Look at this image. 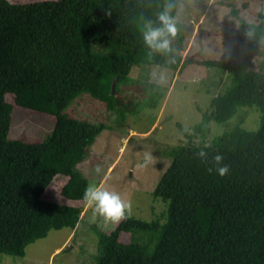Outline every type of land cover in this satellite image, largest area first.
I'll return each instance as SVG.
<instances>
[{"label":"trees","instance_id":"obj_1","mask_svg":"<svg viewBox=\"0 0 264 264\" xmlns=\"http://www.w3.org/2000/svg\"><path fill=\"white\" fill-rule=\"evenodd\" d=\"M169 2L176 18L178 0H0V254L23 258L28 245L52 230H73L85 213L88 184L76 165L107 126L63 113L79 94L102 102L121 124L164 96L165 87L148 81L150 66L180 74L196 64L226 73L230 85L199 123H176L179 130L203 136L206 124L226 122L243 106L259 113L258 127L236 125L207 143L189 140L164 151L171 161L152 190L167 203L162 222L128 217L99 233L90 264H264V63L251 69L244 61L182 58L179 22L172 51L150 55L145 25L159 26ZM235 35L245 52L264 56V5ZM132 67L143 70L138 79L129 77ZM6 95L15 106L50 115L51 133L40 142L9 139L13 104ZM224 165L229 172L221 177L216 169ZM57 175L66 178L60 194L67 204L42 199ZM121 232L129 234L127 248L115 242Z\"/></svg>","mask_w":264,"mask_h":264},{"label":"rangeland","instance_id":"obj_2","mask_svg":"<svg viewBox=\"0 0 264 264\" xmlns=\"http://www.w3.org/2000/svg\"><path fill=\"white\" fill-rule=\"evenodd\" d=\"M8 1L31 3L46 0ZM223 1L227 5H221ZM261 5L264 0H178L176 19L183 25L186 38L185 49L180 53L182 58L195 56L198 59L244 61L249 68L258 69L264 63V56L245 52L235 34L242 22L256 21ZM149 68L148 81L165 87L164 96L155 109H144L142 114L129 116L120 124L115 112L107 110L102 102L89 94L81 93L63 113L70 118L107 126L76 165V171L87 184L103 185L130 199L132 212L128 217L145 221L160 219L162 222L167 203L154 198L152 190L171 161L165 152L189 140L196 144L207 143L236 125L255 130L259 113L254 107H239L228 121L206 124L205 135L196 132L193 136H186L176 123L187 128L199 123L202 116L211 111V99L230 85L227 74L196 64L188 65L180 74L158 66ZM142 73L141 68L132 67L129 77L135 80ZM161 75L164 82H160ZM5 101L13 104L9 139L40 142L51 133L54 119L50 115L15 106L11 95H6ZM145 153H151L154 160L141 167ZM97 164L106 175H95L93 168ZM65 181V176H55L42 199L61 204L70 202L60 194ZM84 212L73 230L50 231L45 238L28 245L23 258L0 254V264H90L97 251V235L114 230L120 222L106 223L99 216L93 219L92 211L86 206ZM115 242L122 248L131 245L129 234L124 232Z\"/></svg>","mask_w":264,"mask_h":264},{"label":"clouds","instance_id":"obj_3","mask_svg":"<svg viewBox=\"0 0 264 264\" xmlns=\"http://www.w3.org/2000/svg\"><path fill=\"white\" fill-rule=\"evenodd\" d=\"M175 4L165 3L163 10L158 13L159 26L154 27L151 22L145 25L144 42L152 52L167 54L172 51L171 42L178 33L177 19L172 15ZM246 35L251 37L253 32L249 30ZM160 82H164V76L161 75ZM201 158L206 154L201 151ZM154 157L151 153H145L144 163L141 167L151 164ZM223 157L217 155L216 163L221 164ZM209 173L212 169H208ZM95 175L100 176L104 173V169L99 165L93 168ZM219 176L224 177L228 172V166H220L216 169ZM106 175V174H105ZM82 200L84 205L92 211L93 219L97 216L102 217L106 223L118 224L128 218L132 212L131 200L123 197L115 190H110L103 185L89 184L83 192Z\"/></svg>","mask_w":264,"mask_h":264},{"label":"water","instance_id":"obj_4","mask_svg":"<svg viewBox=\"0 0 264 264\" xmlns=\"http://www.w3.org/2000/svg\"><path fill=\"white\" fill-rule=\"evenodd\" d=\"M114 88H115V81H113L111 85V94L114 93Z\"/></svg>","mask_w":264,"mask_h":264},{"label":"crops","instance_id":"obj_5","mask_svg":"<svg viewBox=\"0 0 264 264\" xmlns=\"http://www.w3.org/2000/svg\"><path fill=\"white\" fill-rule=\"evenodd\" d=\"M84 216V215H83Z\"/></svg>","mask_w":264,"mask_h":264}]
</instances>
